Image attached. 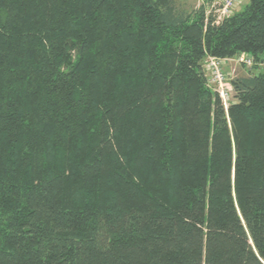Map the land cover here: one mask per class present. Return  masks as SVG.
I'll list each match as a JSON object with an SVG mask.
<instances>
[{
  "label": "trees",
  "instance_id": "obj_1",
  "mask_svg": "<svg viewBox=\"0 0 264 264\" xmlns=\"http://www.w3.org/2000/svg\"><path fill=\"white\" fill-rule=\"evenodd\" d=\"M0 264H264V0H0Z\"/></svg>",
  "mask_w": 264,
  "mask_h": 264
},
{
  "label": "built area",
  "instance_id": "obj_2",
  "mask_svg": "<svg viewBox=\"0 0 264 264\" xmlns=\"http://www.w3.org/2000/svg\"><path fill=\"white\" fill-rule=\"evenodd\" d=\"M212 2V8L207 11L208 14L213 12L214 15L217 16L219 22L224 18L231 16L232 9H230V7L233 5L234 0H213ZM208 58L209 60L206 62V66L204 63V71L208 79V86L220 94L224 105L227 107L233 92V86L230 82V78L227 77L224 66L230 58L214 56H209ZM238 61L249 66H252L253 64L252 56L246 53H242L238 58Z\"/></svg>",
  "mask_w": 264,
  "mask_h": 264
},
{
  "label": "rangeland",
  "instance_id": "obj_3",
  "mask_svg": "<svg viewBox=\"0 0 264 264\" xmlns=\"http://www.w3.org/2000/svg\"><path fill=\"white\" fill-rule=\"evenodd\" d=\"M175 1L180 9H185L188 11L197 9L201 7L202 5H205L206 10H209L212 8V4H213L212 2L213 0H175ZM248 3H249V0H234L233 5L230 7V9H232L231 15L235 14V12H237L238 10L243 9ZM240 55L234 58H230V60L225 63L224 70L227 74V77L230 78L231 80L235 78L236 76L249 74L250 67L254 65V61H255L254 57H252L253 59L252 66H249L245 63H240V61H238V58L240 57ZM208 60L209 58L204 59L205 66ZM252 71L254 72L257 70L253 69Z\"/></svg>",
  "mask_w": 264,
  "mask_h": 264
},
{
  "label": "bare ground",
  "instance_id": "obj_4",
  "mask_svg": "<svg viewBox=\"0 0 264 264\" xmlns=\"http://www.w3.org/2000/svg\"><path fill=\"white\" fill-rule=\"evenodd\" d=\"M208 11V10H207ZM222 21V20H221ZM220 21V22H221ZM231 80V79H230ZM231 82V81H230ZM214 91V90H213ZM214 92H216V91H214ZM218 93V92H217ZM219 94V93H218ZM233 95H234V93L232 92V94H231V97H230V99H229V102H228V105L230 104V101L233 99ZM219 96H220V94H219ZM220 98H221V96H220ZM221 100L223 101V99L221 98ZM223 104H224V102H223Z\"/></svg>",
  "mask_w": 264,
  "mask_h": 264
}]
</instances>
